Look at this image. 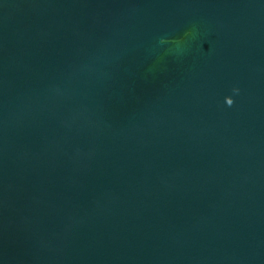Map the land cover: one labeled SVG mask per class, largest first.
<instances>
[{"label": "water", "instance_id": "1", "mask_svg": "<svg viewBox=\"0 0 264 264\" xmlns=\"http://www.w3.org/2000/svg\"><path fill=\"white\" fill-rule=\"evenodd\" d=\"M0 264H264V0H0Z\"/></svg>", "mask_w": 264, "mask_h": 264}, {"label": "clouds", "instance_id": "2", "mask_svg": "<svg viewBox=\"0 0 264 264\" xmlns=\"http://www.w3.org/2000/svg\"><path fill=\"white\" fill-rule=\"evenodd\" d=\"M190 35H191V32L185 33V37H188ZM181 43H183V40L181 41ZM238 91H239L238 89H233L234 93H238Z\"/></svg>", "mask_w": 264, "mask_h": 264}]
</instances>
